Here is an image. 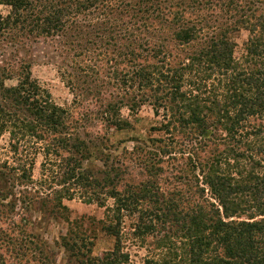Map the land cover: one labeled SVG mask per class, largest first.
<instances>
[{"label":"trees","instance_id":"1","mask_svg":"<svg viewBox=\"0 0 264 264\" xmlns=\"http://www.w3.org/2000/svg\"><path fill=\"white\" fill-rule=\"evenodd\" d=\"M0 5L10 7L5 17L0 10V34L17 26L29 36L61 33L106 48L125 65L122 85L148 94L133 99L130 109L150 102L157 115L164 111L154 130H165L166 139L124 147L122 154L101 152L103 168L93 171L84 162L96 149L108 150L103 144L109 139L86 140L73 132L67 110L30 73L16 86L0 85V137L8 132L18 154L14 167H0V178L13 173L21 184L30 178L34 163L19 149L35 139L65 164L63 181L92 190L91 200L102 206L98 192L114 199L102 228L115 239L112 249L89 257L64 241L66 249L83 254L81 264H129L122 246L126 214L134 215L133 234L151 236L159 250L147 264H264V124L252 121L264 117V0H0ZM96 11L105 19L95 17ZM241 28L250 37L239 60L233 35ZM107 107L103 118L110 125L131 126L120 113L123 105ZM163 180L172 189L162 191ZM2 192L0 214L8 206L12 214L17 204L6 201L14 193ZM19 194L27 206V194ZM12 219L10 226L17 223ZM9 241L11 236L0 233V264H10L1 251ZM43 258L39 264H51Z\"/></svg>","mask_w":264,"mask_h":264},{"label":"rangeland","instance_id":"2","mask_svg":"<svg viewBox=\"0 0 264 264\" xmlns=\"http://www.w3.org/2000/svg\"><path fill=\"white\" fill-rule=\"evenodd\" d=\"M0 10L5 17L10 7L0 5ZM94 16L105 19L99 11L94 12ZM249 37V31L244 28L233 35L236 59L241 60L245 55ZM71 38L61 33L29 36L17 26L6 29L0 34V85L16 86L30 73L33 80L49 91L53 103L67 110L66 122L73 132L86 140L109 139L103 144L108 150L96 149L95 157L84 162L93 171L103 168L106 155L101 152L122 154L124 147L132 149L142 143L151 144L155 138L166 139L165 130H154L163 123L164 111L157 115L150 102L136 107V110L130 109L133 99L142 100L148 94L122 85L121 70L126 68L120 64L121 58L107 54L106 48L94 46L93 42H79L78 39L73 42ZM183 48L187 46L180 49ZM189 49L192 50L193 46ZM184 52L179 54L184 57ZM108 103L123 105L120 113L130 123L129 128L118 130L104 120L103 112ZM254 120L255 124H264V117ZM35 141L32 139L19 149L23 157L29 156L34 163L30 178L21 180L22 184L13 173L6 175L4 180L0 178V191L6 196L11 195L10 191L14 193L6 202L17 204L12 214L9 206L0 214V233L11 236V241L4 243L1 251L10 264H39L43 257H47L51 264H81L83 254L75 255L66 249V241L76 243L89 257L102 256L115 244V239L102 229L108 207L113 206L114 199L105 191L98 192L105 202L102 206L91 200L94 198L92 190L63 181L65 164L54 153L46 154L45 143ZM17 156L11 147L10 134L5 132L0 137V167H14ZM261 157L264 159V155ZM161 185L162 191L172 189L165 180ZM200 186L204 185L200 182ZM20 191L27 194V206L20 202ZM205 196H209L208 190ZM185 201L180 202L182 207H188ZM126 215L122 228L123 251L129 254V264H147L148 259L158 257L159 250L155 249L151 236L140 238L133 234L134 215ZM11 219L17 222L13 226L9 225Z\"/></svg>","mask_w":264,"mask_h":264}]
</instances>
